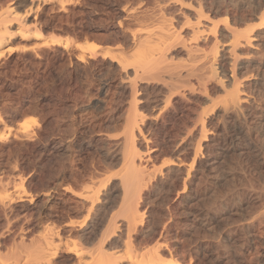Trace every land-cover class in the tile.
<instances>
[{"label":"bare ground","instance_id":"6f19581e","mask_svg":"<svg viewBox=\"0 0 264 264\" xmlns=\"http://www.w3.org/2000/svg\"><path fill=\"white\" fill-rule=\"evenodd\" d=\"M95 5L0 0V264H264V0Z\"/></svg>","mask_w":264,"mask_h":264},{"label":"rangeland","instance_id":"374dc122","mask_svg":"<svg viewBox=\"0 0 264 264\" xmlns=\"http://www.w3.org/2000/svg\"><path fill=\"white\" fill-rule=\"evenodd\" d=\"M92 1H94L95 3H96V5L94 6V8H93V11H94V13L96 14V18H95V23H97L99 26H104V25H106L107 24V20H106V15H107V11L109 10V8H112V7H115L116 6V1L117 0H92ZM112 6V7H111ZM228 8H231V6L230 7H228ZM248 10V9H247ZM245 13H246V11H245ZM244 13V14H245ZM99 18V19H98ZM101 19V20H100ZM97 20H99V21H97ZM101 21V22H100ZM99 22V23H98ZM106 23V24H105ZM54 73H52V75H53ZM53 77H54V75H53ZM54 79H55V77H54ZM96 79V78H95ZM56 80V79H55ZM78 80H79V82H78ZM76 81V79L75 80H72L71 81V83L72 84H70L71 85V87L73 88V89H77V88H81V86H80V83H81V85H82V81L80 80V79H77V82H75ZM76 84V85H75ZM39 98H40V100H41V102H42V104L43 105H45L44 107H46V105H49L50 104V101H49V96H48V94H45L44 95V93L43 94H41L40 96H39ZM48 99V100H47ZM199 99H201L200 100V104H204V103H201V102H204V100L202 101V98H199ZM44 102H45V104H44ZM48 107L49 106H47L46 107V110L48 109ZM98 114H100V112H98ZM99 117V115L97 116V118ZM37 153V152H36ZM32 153L31 154V157H30V159H33L31 162H33V164H34V162H35V164H37V165H39V166H37V165H35L34 164V169H35V172H37V173H33V175L34 174H36L35 176H34V181H36L37 182V184L39 183L37 180H39V176L38 175H40L41 174V172L42 173H46L47 171H48V168L50 167V163H51V160H52V158H51V156H50V154H49V152L47 151V150H45V151H42V153H41V155L39 154V153ZM45 153V154H44ZM35 154V155H34ZM47 154V155H46ZM150 154V153H149ZM34 155V156H33ZM40 155V156H39ZM49 155V156H48ZM58 155H59V158H62V157H66V155L67 154H63L62 152H58ZM61 155H63V156H61ZM39 157H40V159H39ZM95 157H97L98 159L100 158V157H98V155L97 156H95ZM96 158V159H97ZM50 159V162L48 161ZM242 161V160H241ZM240 161V162H241ZM244 162V163H243ZM243 162H241V163H239V165L237 164V166L236 165H233V167H234V171L235 170H237V169H239L238 171H235V173H236V175L232 178V177H227L228 179L229 178H232L231 180L232 181H235V182H232L230 179V181L227 179V178H222L220 181H218L217 182V184H215L214 186H213V189H210V197L211 198H209V196H208V194L209 193H207L205 196H203L202 197V200H201V204H199V205H201V206H199L198 208H200V207H202V209H204V207L205 208H209L210 206H211V204L213 203H215V201L218 199V201H216V203H219V201L220 200H222L223 198H225V197H227L228 196V198L230 197V195H235V193H237V192H239L240 191V189H238V187H239V185H241L239 188H241V190H242V188L244 187V188H248L249 187V185H255L254 183H252V182H254L255 181V183H257L256 182V179H257V177L256 176H252V179L249 181L250 183H248V181H245V178H244V173H245V170H242V169H245L246 167V165H249L248 164V161L246 162L245 160L243 161ZM246 162V163H245ZM49 164V165H48ZM241 164H243V165H241ZM47 165L49 166V167H47ZM42 167V168H41ZM242 167V168H241ZM244 167V168H243ZM38 170H37V169ZM41 170H40V169ZM44 168V169H43ZM47 168V169H46ZM236 168V169H235ZM43 170H45V171H43ZM242 174H241V173ZM39 173V174H38ZM224 173V172H223ZM251 173V172H250ZM253 173V172H252ZM225 174V173H224ZM237 174H238V178H237ZM246 174H247V172H246ZM240 175V176H239ZM254 175V174H253ZM38 177V179H36ZM241 177V178H240ZM36 179V180H35ZM236 179H239V180H237L236 181ZM244 179V180H243ZM254 179V180H253ZM226 180H227V182H226ZM242 180V181H241ZM239 181V182H238ZM240 181H241V183H240ZM246 183H245V182ZM35 182V183H36ZM221 182V183H220ZM245 184H243V183ZM260 183H261V181H259ZM243 184V185H242ZM249 184V185H248ZM219 185V186H218ZM235 185H237L236 187H235ZM243 186V187H242ZM246 186V187H245ZM248 186V187H247ZM235 188H236V190H239V191H236L235 190ZM213 190V191H212ZM216 190V191H215ZM233 190H234V192H233ZM215 191V192H214ZM211 192H212V194H211ZM232 193V194H231ZM42 194H44V193H39V197H38V202L40 203V202H42L44 199H45V195H42ZM225 194V195H224ZM230 194V195H229ZM215 198H214V197ZM208 197V198H207ZM212 197H213V199H212ZM217 197V198H216ZM232 197V196H231ZM207 198V199H206ZM204 199V200H203ZM210 199V200H209ZM216 199V200H215ZM213 200V201H212ZM209 202V203H208ZM207 203V204H206ZM204 204V205H203ZM206 204V205H205ZM164 208V207H163ZM196 209V208H195ZM164 210V209H163ZM255 211V212H254ZM260 211V209H259V207H257V206H252V205H246V204H244V205H242V207H241V209L239 210V215H237V216H231V215H229L228 214V216H226L225 217V224H224V221H222L221 222V224H219L220 222H218V223H216L217 224V227H218V225H219V227H218V229H220L221 231H222V228L224 229V227L225 228H227V227H229V226H234V224L233 223H235V225H237L238 224V221L240 222L241 220L243 221L244 219L246 220L247 219V221L248 220H252L251 222H252V233H254V238H255V240H256V242H257V244L256 245H259L258 244V242H260V241H262V238L264 237V232L262 231V229H264L263 228V224H264V217H260V218H262V219H260L259 218V216H258V212ZM164 213H166V211L164 210ZM243 213L245 214V215H243ZM249 213V214H248ZM230 216H231V218H232V220L231 221H229L230 220ZM250 216V217H249ZM177 219L179 220V219H182L183 220V217H182V215L181 214H178V216H177ZM229 219V220H228ZM259 219V220H258ZM255 220V221H254ZM262 221V222H261ZM180 222V221H179ZM255 222V223H254ZM256 222H259L258 224L256 223ZM223 223V224H222ZM227 223H228V225L229 226H227ZM230 223V224H229ZM237 223V224H236ZM263 223V224H262ZM181 224V223H180ZM215 224V223H214ZM213 224V234H215V232H216V234L214 235V237H216L217 238V233L219 234L221 231L219 230L218 231V229L216 228V224L214 225ZM257 224V225H256ZM175 226H177V228L175 227ZM179 225H176V224H173L172 225V228L174 229V230H177L178 232H179V234H178V236L176 237V239H177V243H179L180 242V244L179 245H183V243L182 242H184V243H187V245L186 244H184V247L185 246H190V244L192 245V240L191 239H194L193 241L195 242V240H196V242L197 241H201L202 239H203V237H206V235L207 234H205L204 235V233L202 234L201 232H197L198 233V235H196V236H194L195 238H193V236H189V235H184V234H181L180 232V230H181V228H179L178 227ZM256 227V228H255ZM216 228V229H215ZM180 229V230H179ZM218 232H217V231ZM256 233V234H255ZM259 233H260V235H261V233L263 234V235H261V236H263L262 238L261 237H259L260 235H259ZM196 234V232L194 233V235ZM202 235H204V236H202V238H201V236ZM217 235V236H216ZM256 235H258L257 237H256ZM188 236V237H187ZM182 237V238H181ZM190 237V238H189ZM184 238V239H183ZM208 237H206V238H204V240H206ZM215 238V239H216ZM257 238V239H256ZM179 239V240H178ZM187 239V240H186ZM191 241H190V240ZM200 239V240H199ZM214 239V240H215ZM183 240V241H182ZM188 240L190 241V242H188ZM182 241V242H181ZM190 243V244H189ZM189 244V245H188ZM257 249V250H256ZM254 251H251V253L249 254V256L250 257H254L255 259H258L259 258V246H257V248H256ZM171 250V249H170ZM258 253V255L256 254V252ZM254 252H255V254L257 255V257H256V255H254ZM252 255V256H251ZM252 259L253 261H255V259ZM252 261V262H253ZM233 264L232 262H229V264Z\"/></svg>","mask_w":264,"mask_h":264}]
</instances>
